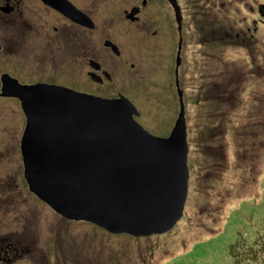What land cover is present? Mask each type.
<instances>
[{
    "label": "rangeland",
    "instance_id": "1",
    "mask_svg": "<svg viewBox=\"0 0 264 264\" xmlns=\"http://www.w3.org/2000/svg\"><path fill=\"white\" fill-rule=\"evenodd\" d=\"M258 1L264 5V0H180L186 16L177 89L182 90L188 179L175 224L147 236L110 233L62 217L27 194L23 184L16 215L9 211L0 227L17 241L11 242L15 249L5 264H264V250L257 244L264 240V20H258ZM172 67L173 61L170 83L159 78L144 84L136 75L129 79L130 98L141 112L135 119L153 134L168 130L179 110ZM95 88L122 91L125 84L114 79ZM228 96L231 106L221 102ZM220 111L233 126L227 134L235 128L242 132L234 164L228 161L233 149L227 135H215L221 149L195 143L209 140L204 120ZM12 121L23 123L19 110L13 120L1 115L2 128L18 129ZM197 124L205 130L201 134L193 127ZM216 125V132L221 131L223 120ZM0 136L3 141L6 135L0 130ZM15 163L20 160L0 163V175Z\"/></svg>",
    "mask_w": 264,
    "mask_h": 264
},
{
    "label": "water",
    "instance_id": "2",
    "mask_svg": "<svg viewBox=\"0 0 264 264\" xmlns=\"http://www.w3.org/2000/svg\"><path fill=\"white\" fill-rule=\"evenodd\" d=\"M18 85L25 95L20 153L31 192L62 217L110 233L147 236L174 225L188 178L181 90L169 133L159 136L133 118L138 111L124 96Z\"/></svg>",
    "mask_w": 264,
    "mask_h": 264
},
{
    "label": "flooded vegetation",
    "instance_id": "3",
    "mask_svg": "<svg viewBox=\"0 0 264 264\" xmlns=\"http://www.w3.org/2000/svg\"><path fill=\"white\" fill-rule=\"evenodd\" d=\"M257 3L262 24L264 5L262 1ZM183 7L180 0H0V130L2 137L6 135L3 141L0 136V163L20 160V165L15 163L14 168L0 175V206H6L0 210V227L9 211L11 216L16 215L23 184L26 193L34 195L23 176L20 139L25 114L20 97L25 95L18 84H55L101 98L124 96L138 111L133 115L135 119L141 112L128 92L131 75L144 84L159 78L170 83L173 61L172 82L177 94L178 66L184 60ZM177 50L179 63L175 66ZM114 79L125 84L122 91L96 90L95 86ZM224 103L231 105V97ZM18 110L23 123L12 121L18 129L2 128L1 115L13 120ZM171 126L156 135H167ZM226 135L233 149L228 161L234 164L239 144L232 140L231 133ZM11 242L16 244V238L0 231V264L11 259L10 252L15 249Z\"/></svg>",
    "mask_w": 264,
    "mask_h": 264
},
{
    "label": "trees",
    "instance_id": "4",
    "mask_svg": "<svg viewBox=\"0 0 264 264\" xmlns=\"http://www.w3.org/2000/svg\"><path fill=\"white\" fill-rule=\"evenodd\" d=\"M227 37H231V33L227 34ZM221 102H222V104H224V101H221ZM231 104H233V98L232 97H231ZM229 106H231V105H229ZM233 110H234V108H233ZM206 118L207 119L204 120L203 124H204V128L208 127V128H206V131L208 132L209 140L196 141V143L197 144H201L203 146H208V147H211V148L215 147V148L221 149V147L223 146V143L219 142L218 144H216L215 135H217V134L219 135L220 134L221 139H222V137L225 135V133L228 130V128H233V126H229L230 120L228 118V115H225L224 112L220 111V113H214V114H210V115L207 114ZM221 120H223V128H222L221 131L216 132V128H217L216 123L218 121H221ZM200 126L201 125H199V124L195 125V128H197L198 134H201V131H205V130L201 129ZM241 135H242V132L240 134V132H238V129L235 128L234 129V133L231 134V137H232L233 141H235V143H238V141L242 137ZM226 138H228V136ZM208 150L209 149H206V151H208ZM218 162H219V167L222 168V165H221L222 161H218ZM223 165H224V162H223ZM257 244H258V248L260 250H264V240L263 239L259 240ZM229 245L232 246V244H229ZM230 246H229V248H230Z\"/></svg>",
    "mask_w": 264,
    "mask_h": 264
}]
</instances>
